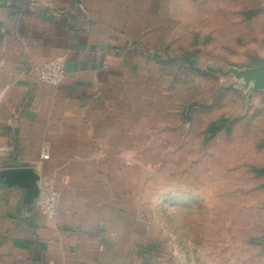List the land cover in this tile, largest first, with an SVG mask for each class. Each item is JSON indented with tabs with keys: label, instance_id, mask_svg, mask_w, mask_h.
I'll return each instance as SVG.
<instances>
[{
	"label": "rangeland",
	"instance_id": "rangeland-1",
	"mask_svg": "<svg viewBox=\"0 0 264 264\" xmlns=\"http://www.w3.org/2000/svg\"><path fill=\"white\" fill-rule=\"evenodd\" d=\"M125 2L149 66L103 91L118 98L86 185L99 210L85 219L87 253L93 264H264V89L235 76L264 64V0Z\"/></svg>",
	"mask_w": 264,
	"mask_h": 264
},
{
	"label": "crops",
	"instance_id": "crops-1",
	"mask_svg": "<svg viewBox=\"0 0 264 264\" xmlns=\"http://www.w3.org/2000/svg\"><path fill=\"white\" fill-rule=\"evenodd\" d=\"M58 3L0 0V264L98 261L83 243L93 238L85 219L99 214L97 187H86L96 182L90 168L97 174L106 159L98 134L112 119L108 102L118 98L103 91L149 66L150 41L132 24L125 0ZM51 60L66 68L60 86L39 78ZM12 167L54 183L56 217L28 201L25 188L5 183L1 172Z\"/></svg>",
	"mask_w": 264,
	"mask_h": 264
},
{
	"label": "built area",
	"instance_id": "built-area-1",
	"mask_svg": "<svg viewBox=\"0 0 264 264\" xmlns=\"http://www.w3.org/2000/svg\"><path fill=\"white\" fill-rule=\"evenodd\" d=\"M38 75L41 81L53 86H60L64 83L66 68L61 61L51 60L43 63L39 67ZM45 157H48V155ZM37 182V205L39 210L50 218L56 217L60 210V191L55 187L54 183L45 176H41Z\"/></svg>",
	"mask_w": 264,
	"mask_h": 264
},
{
	"label": "water",
	"instance_id": "water-1",
	"mask_svg": "<svg viewBox=\"0 0 264 264\" xmlns=\"http://www.w3.org/2000/svg\"><path fill=\"white\" fill-rule=\"evenodd\" d=\"M236 78L246 85H252L253 90L264 89V64L244 69L235 73ZM1 177L10 186L19 185L27 191L28 201H37L38 180L40 176L30 167H12L1 172Z\"/></svg>",
	"mask_w": 264,
	"mask_h": 264
},
{
	"label": "trees",
	"instance_id": "trees-1",
	"mask_svg": "<svg viewBox=\"0 0 264 264\" xmlns=\"http://www.w3.org/2000/svg\"><path fill=\"white\" fill-rule=\"evenodd\" d=\"M249 13H251V12H249ZM251 15H253V13H251ZM212 126H213V128H212V133L213 134L218 133V131L221 129V127L219 125H216L215 122L212 123ZM256 172L259 173V174H264V168L257 169Z\"/></svg>",
	"mask_w": 264,
	"mask_h": 264
}]
</instances>
